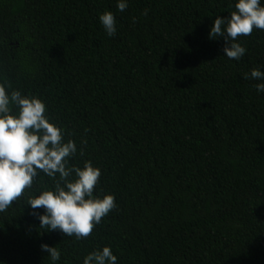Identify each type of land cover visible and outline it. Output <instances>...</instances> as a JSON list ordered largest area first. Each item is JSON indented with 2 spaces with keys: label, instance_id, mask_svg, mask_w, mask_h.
<instances>
[{
  "label": "trees",
  "instance_id": "obj_1",
  "mask_svg": "<svg viewBox=\"0 0 264 264\" xmlns=\"http://www.w3.org/2000/svg\"><path fill=\"white\" fill-rule=\"evenodd\" d=\"M116 3L0 0V81L43 99L77 144L70 164L99 167L116 204L81 240L41 230L27 205L52 185L40 172L0 213V264H51L41 244L57 264L104 246L117 264H264V81L244 78L264 71V30L239 37L237 62L209 39L235 0Z\"/></svg>",
  "mask_w": 264,
  "mask_h": 264
},
{
  "label": "clouds",
  "instance_id": "obj_2",
  "mask_svg": "<svg viewBox=\"0 0 264 264\" xmlns=\"http://www.w3.org/2000/svg\"><path fill=\"white\" fill-rule=\"evenodd\" d=\"M127 6L128 0H117L118 11ZM234 8L228 16H216L209 39L223 38V56L238 62L247 51L239 37L251 35L253 29L264 30V0H235ZM98 19L105 34L113 37L117 32L113 13L105 11ZM244 78L264 81V71L253 68ZM255 88L264 93V83L255 84ZM46 111L39 96L13 89L7 80L0 81V213L12 207L25 189H31L42 172L52 185L28 196L31 214L39 219L41 230H59L64 236L81 240L116 207L115 198L96 189L101 170L92 161L85 160L82 167L70 164L77 155V144L71 139L65 141L63 129ZM79 154L84 155L82 148ZM41 249L51 264L60 261L61 252L56 247L41 244ZM83 264H117V256L104 246L85 255Z\"/></svg>",
  "mask_w": 264,
  "mask_h": 264
}]
</instances>
